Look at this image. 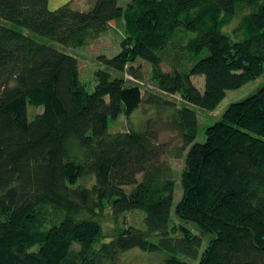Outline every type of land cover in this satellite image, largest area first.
<instances>
[{"label":"trees","instance_id":"trees-1","mask_svg":"<svg viewBox=\"0 0 264 264\" xmlns=\"http://www.w3.org/2000/svg\"><path fill=\"white\" fill-rule=\"evenodd\" d=\"M49 2L0 0V264H124L134 248L164 254L161 264H264V85L231 103L203 143L195 110L214 111L264 73V0ZM113 20L125 36L98 57L92 91L77 57L33 35L81 47ZM137 60L158 92L143 90ZM142 105L173 108L168 127L188 149L175 214L196 231L172 224L175 172L157 119L109 129ZM132 211L145 229L120 224Z\"/></svg>","mask_w":264,"mask_h":264},{"label":"rangeland","instance_id":"rangeland-1","mask_svg":"<svg viewBox=\"0 0 264 264\" xmlns=\"http://www.w3.org/2000/svg\"><path fill=\"white\" fill-rule=\"evenodd\" d=\"M93 0H50L49 5L51 8H58L66 3L71 7L79 10H87L91 6ZM130 0H118L119 4L125 6ZM11 25L10 23H8ZM19 30L25 33L31 34L27 29L16 26ZM227 31H230L227 29ZM37 39L43 40L53 44L54 46L64 50L65 52L78 58L80 63V78L89 91H92L97 84L95 72L100 69H104L105 66L99 62L98 57L100 55H106L112 57L117 54L121 49V41L125 36L124 22L123 20L111 21L109 29L101 34V36L92 44L83 45L81 47H64L58 43L50 42L48 39L39 35L33 34ZM136 66L141 65L144 72V80L141 82L143 90L157 91L152 84V68L151 65L145 61L137 60ZM165 67V66H164ZM193 81L202 87L204 79L201 76H193ZM264 85V73L243 87L235 90H229L226 97L221 102L219 107L214 111H206L199 107H195L198 115V135L196 142L203 143L206 140L205 130L208 126L214 124L221 119L225 109L233 102H238L252 93L256 92ZM165 95L166 98L174 101L178 107H181L185 102L180 95ZM42 111V108H33L29 106V114L33 117L35 114ZM173 113V108H167L162 113H158L157 109L142 105L131 116L127 117L121 115L115 120H110L109 129L111 132L125 131L128 129L143 130L148 118L156 120V127L159 129V141L165 143L168 149V153L163 157V160L171 165L175 172V199L173 201L171 209L172 224H186L188 227L196 231L193 224L182 222L175 214V206L182 196V188L180 184V176L185 165V155L187 150H183V143L180 135L169 129L168 121ZM144 219V213L142 211H132L126 213L120 221L121 225H135L142 229L146 228ZM154 242L158 241V238L152 239ZM208 240V239H207ZM203 241L201 251L204 250L208 241ZM124 264H161L165 261V255L157 252H144L139 248H134L129 252H125L122 257Z\"/></svg>","mask_w":264,"mask_h":264}]
</instances>
